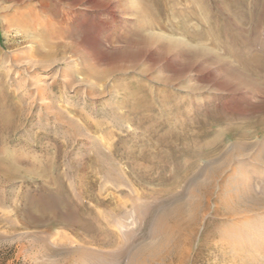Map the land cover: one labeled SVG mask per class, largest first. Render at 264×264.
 I'll return each instance as SVG.
<instances>
[{
	"label": "rangeland",
	"instance_id": "obj_1",
	"mask_svg": "<svg viewBox=\"0 0 264 264\" xmlns=\"http://www.w3.org/2000/svg\"><path fill=\"white\" fill-rule=\"evenodd\" d=\"M0 161V264H264V0H0Z\"/></svg>",
	"mask_w": 264,
	"mask_h": 264
},
{
	"label": "bare ground",
	"instance_id": "obj_2",
	"mask_svg": "<svg viewBox=\"0 0 264 264\" xmlns=\"http://www.w3.org/2000/svg\"><path fill=\"white\" fill-rule=\"evenodd\" d=\"M148 13H149L148 9L147 10L144 9L143 14L147 15ZM149 26L151 27V25H149ZM168 36H171V35H168ZM168 36H167V38H168ZM160 38H163V35L160 36V34H157L156 32H153V31H150V33H148V36H147V40H149L148 42H157L160 40ZM164 39H166V38H164ZM169 39H168L169 42L166 45V47L168 49L173 48V46L174 47L175 46H181L182 44H184V46H185L187 44V43L185 44V40H183V39H177L174 37H169ZM195 52L197 53V55H211L212 56L211 58L217 62L223 61V58L220 57L221 55H214L213 56V53H212L213 51L210 50L209 48H206L203 46L202 47H196ZM229 68H227V69L224 68V69L226 70V72L229 73L231 71V69H229ZM238 145L239 144H236V146H238ZM229 160L227 158L224 161L220 162L219 165H216V167H211L208 170L209 171L208 172V178L206 180H203V181H200L199 183H197V185L195 186V188L192 191L193 196H195L196 198H189L184 202H180V203L178 202V204L175 202L176 205L174 204L173 208L168 209L164 213L161 214V216L158 219L156 227L158 229H160V231H162L163 236H162V239L160 240V243H158V245L153 249L154 250L153 253L155 256L162 255L163 253L175 256L179 252H183V250L185 248L182 250V248H183L182 246L184 244H186V246H187V244H189L191 242L192 236L196 232L198 225H200V223L202 222V216H204L203 214L210 207L211 196L214 193L216 185H217L216 177L225 171V169L229 163ZM4 162L0 161L1 167L4 165ZM8 165H10V164H8ZM4 167H5V165H4ZM15 167L16 166H14L12 164L11 168H15ZM237 189H240V188H237ZM238 194L240 195V193H238ZM234 201H235L234 205H233V203L231 205L230 198L228 200L227 197L221 196L219 199V204L221 203L226 208L233 209V210H235L239 206L243 205V202H241L239 198L238 199L235 198ZM244 201H246V200H244ZM263 201H264V199H263ZM255 203H256V200H253L250 202L251 205L253 204L254 206H256ZM244 204H246L245 207L248 206V204L246 202ZM246 213H247V211H246ZM242 214H244V212ZM145 248L147 249V247H145ZM148 250H152V248L149 247ZM182 260L183 259H181L180 261H182Z\"/></svg>",
	"mask_w": 264,
	"mask_h": 264
}]
</instances>
